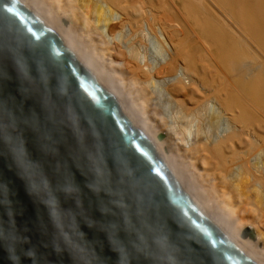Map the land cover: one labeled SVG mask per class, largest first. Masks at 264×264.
Listing matches in <instances>:
<instances>
[{
  "label": "water",
  "instance_id": "1",
  "mask_svg": "<svg viewBox=\"0 0 264 264\" xmlns=\"http://www.w3.org/2000/svg\"><path fill=\"white\" fill-rule=\"evenodd\" d=\"M0 264H257L20 0H0Z\"/></svg>",
  "mask_w": 264,
  "mask_h": 264
},
{
  "label": "bare ground",
  "instance_id": "2",
  "mask_svg": "<svg viewBox=\"0 0 264 264\" xmlns=\"http://www.w3.org/2000/svg\"><path fill=\"white\" fill-rule=\"evenodd\" d=\"M20 1L117 101L187 195L264 264V0ZM246 228L256 240L240 238Z\"/></svg>",
  "mask_w": 264,
  "mask_h": 264
},
{
  "label": "rangeland",
  "instance_id": "3",
  "mask_svg": "<svg viewBox=\"0 0 264 264\" xmlns=\"http://www.w3.org/2000/svg\"><path fill=\"white\" fill-rule=\"evenodd\" d=\"M62 23L66 26H69L70 25V21H68V19H62ZM151 47L153 48L152 50L156 53V52H159L160 51V43L158 42V40H156L155 38L152 39L151 41ZM157 139L158 140H161V141H164L166 139V135L165 134H159L157 136ZM248 225H245L243 228L247 227ZM251 225H249L250 227ZM242 228V230H243ZM242 230H241V233H242ZM256 233H257V230L255 229ZM241 233H240V238H241ZM257 237H258V233H257ZM246 240H249V239H246ZM250 241V240H249ZM252 241V240H251ZM264 243V242H263ZM263 246V244H261V247Z\"/></svg>",
  "mask_w": 264,
  "mask_h": 264
}]
</instances>
